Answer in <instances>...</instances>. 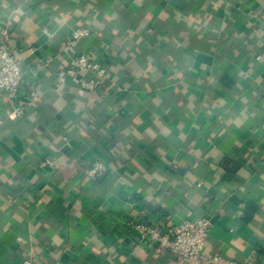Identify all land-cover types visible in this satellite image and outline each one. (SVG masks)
Masks as SVG:
<instances>
[{"label":"crops","instance_id":"0c3cea01","mask_svg":"<svg viewBox=\"0 0 264 264\" xmlns=\"http://www.w3.org/2000/svg\"><path fill=\"white\" fill-rule=\"evenodd\" d=\"M0 27V264H170L137 227L204 218L207 254L264 264V0H0ZM76 29L94 91L53 86Z\"/></svg>","mask_w":264,"mask_h":264},{"label":"built area","instance_id":"2783aa9c","mask_svg":"<svg viewBox=\"0 0 264 264\" xmlns=\"http://www.w3.org/2000/svg\"><path fill=\"white\" fill-rule=\"evenodd\" d=\"M89 34V29H76L66 39L71 56L65 67L59 70L53 79L55 89H63L65 85L71 84L85 91L96 90L106 73L105 68L95 63L90 56L75 51L78 42ZM49 63L50 59H46L43 67H47ZM22 81V67L10 46L9 33L5 27H0V93H5L9 101L17 99ZM38 98V93L30 90L27 98L13 108V114L22 116L26 108H33ZM108 170L106 165L96 161L84 174L88 178L96 179L104 176ZM210 227V219L204 218L197 221L185 220L164 229L148 224L139 225L137 228L141 238L148 240L157 252L167 253L173 258L170 264H253L207 254L205 241ZM23 264L29 262L25 261Z\"/></svg>","mask_w":264,"mask_h":264}]
</instances>
